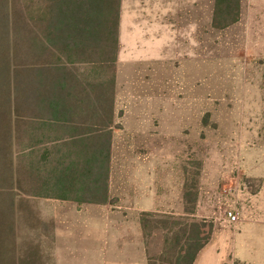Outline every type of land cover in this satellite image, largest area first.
Masks as SVG:
<instances>
[{
  "label": "crops",
  "instance_id": "1",
  "mask_svg": "<svg viewBox=\"0 0 264 264\" xmlns=\"http://www.w3.org/2000/svg\"><path fill=\"white\" fill-rule=\"evenodd\" d=\"M5 13L0 40L23 49L0 86L1 262L149 264L165 231L146 237L143 213L190 215L159 164L158 62L175 27H205L206 0H7ZM193 264H217L212 242Z\"/></svg>",
  "mask_w": 264,
  "mask_h": 264
},
{
  "label": "rangeland",
  "instance_id": "2",
  "mask_svg": "<svg viewBox=\"0 0 264 264\" xmlns=\"http://www.w3.org/2000/svg\"><path fill=\"white\" fill-rule=\"evenodd\" d=\"M214 8L206 0L205 27H175L173 57L158 62L159 164L188 187L190 218L214 221L217 264H264V0H240L224 28ZM158 214L153 224L173 213Z\"/></svg>",
  "mask_w": 264,
  "mask_h": 264
},
{
  "label": "trees",
  "instance_id": "3",
  "mask_svg": "<svg viewBox=\"0 0 264 264\" xmlns=\"http://www.w3.org/2000/svg\"><path fill=\"white\" fill-rule=\"evenodd\" d=\"M114 1L111 0L112 6ZM6 8L7 0H0V19L3 22L5 21ZM118 17L119 12L116 8L115 12H111V61L115 60L117 51ZM239 17L240 0H215L213 14L215 27H227L237 22ZM19 45L17 40H0V86H7L12 83V65L20 63V59L16 57V49ZM188 192V187L185 186L184 198L186 203ZM186 209L188 213H194L193 207L186 206ZM3 214V217L6 218V213ZM157 216L159 214L154 212H144L142 216V225L146 237H149L155 228H161L165 231L163 252L158 257H150L149 264H193L201 249L211 239L214 221L207 219L198 221L190 218L189 215L164 214L162 215L165 217L164 220L157 221L158 224H153L150 217ZM2 233V244L5 245V230Z\"/></svg>",
  "mask_w": 264,
  "mask_h": 264
},
{
  "label": "built area",
  "instance_id": "4",
  "mask_svg": "<svg viewBox=\"0 0 264 264\" xmlns=\"http://www.w3.org/2000/svg\"><path fill=\"white\" fill-rule=\"evenodd\" d=\"M230 218H231V220L235 221V220H237V215L234 214L233 212H231L230 213Z\"/></svg>",
  "mask_w": 264,
  "mask_h": 264
}]
</instances>
